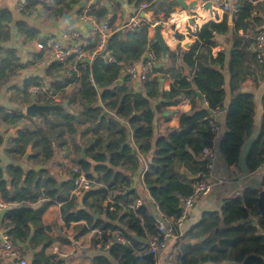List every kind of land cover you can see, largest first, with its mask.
Returning <instances> with one entry per match:
<instances>
[{
	"label": "trees",
	"instance_id": "trees-1",
	"mask_svg": "<svg viewBox=\"0 0 264 264\" xmlns=\"http://www.w3.org/2000/svg\"><path fill=\"white\" fill-rule=\"evenodd\" d=\"M79 1L53 0L54 5L44 7V10L48 18H59ZM126 1L133 8L132 15L137 14L142 3L147 5L144 12L154 6L161 8V3L154 0ZM168 4V8L162 10V20L157 16L155 21L141 20L137 28L123 27L114 31L106 43L110 61L99 54L86 68L76 63L78 76L75 72L59 75L63 65L49 62L45 76L53 73L57 76L50 84L65 99L67 107L64 109L51 110L49 115L40 113L37 120H32L16 109L8 111L0 107V122L19 127L15 137L8 139L4 150L10 159L20 161L30 145L32 154L28 160L46 165L53 157L54 148L70 145L76 156L75 165L96 183L93 189L75 200L70 197L71 180L58 182L44 169L25 171L13 164L0 168V197L10 205L0 222L11 242L19 245L21 251L24 245L32 250L40 247L34 251L31 264H64L54 255L46 254L52 238L50 227L42 223V215L54 203L60 204V218L66 226L81 224L79 235L100 231V236L92 242H101L103 253L92 256L90 264H112L109 258L116 264H154L153 257L145 254V249L148 236L156 232L155 216L146 204L136 210L141 220L134 216L130 204L139 196L132 188L133 178L137 173L141 174L142 184L150 186L147 193L162 216L178 217L182 212L181 201L191 194L192 184L197 181L191 177L207 174L204 163L197 156L203 148L214 144L216 135L210 129L209 121L211 111L216 108L223 110L225 125L219 151L227 166L238 164L241 147L254 127L253 95L244 91L242 84L246 79L261 80L264 69V65L257 63L254 52L249 50L253 37L263 30V17L258 10H264V0L255 4L249 0L233 3L237 11L230 22L231 48L226 65L229 99L226 106L222 73L225 53L221 50L213 56L212 50L217 45L215 36L229 32V15L224 13L220 22L204 23L193 34L194 39L186 50L180 47L175 51L167 49L168 60L163 63L160 49L154 39L149 38L148 30L154 23L166 21L171 7L177 5L176 0ZM36 5V1L27 3V16ZM114 7L109 9L96 3L92 14L97 22L107 20L108 26L112 27L114 15L110 18L107 15ZM10 17L9 11L0 10V86L9 83L16 76V70L24 67L16 50L1 46L11 37L7 27L11 23ZM15 26L24 43L39 38V29L24 19L16 21ZM175 36L182 39L179 34ZM42 43L48 49V41ZM95 46L93 42L87 48L93 50ZM147 52L154 54L156 64L139 82V89H135L123 72L126 67L143 62ZM44 55V50L34 53L32 63L43 59ZM178 58L188 69L187 73L177 66ZM68 62L73 63V56ZM161 68L165 76L160 75ZM164 77L171 81L167 91L159 89ZM38 79L31 76L22 81L18 92L24 104L31 102L27 90L36 85ZM68 87H71L70 92H66ZM196 91L203 96V104ZM156 100L159 103L152 107L151 102ZM183 100L189 102V111L180 114L177 127L170 129L167 135L158 134L154 117L162 109L176 106ZM261 105L258 133L244 159L248 172L261 166L264 153V95ZM82 148L84 159L81 158ZM180 167L186 172L180 174ZM261 186L264 189V177ZM259 191L247 188L242 197L225 199L219 211L205 212L185 232L184 238L191 244L181 251L179 263L264 264V218L259 216L256 206ZM108 192H113L116 202L111 211L103 205ZM25 203L39 205L32 208ZM117 236L124 242H118Z\"/></svg>",
	"mask_w": 264,
	"mask_h": 264
},
{
	"label": "crops",
	"instance_id": "crops-1",
	"mask_svg": "<svg viewBox=\"0 0 264 264\" xmlns=\"http://www.w3.org/2000/svg\"><path fill=\"white\" fill-rule=\"evenodd\" d=\"M170 1L172 0H154L155 3H161V8H157L154 6V9L145 12V14L147 15V19L154 20V18L158 16L159 19L162 20V10L168 8L169 5L168 3H170ZM192 1L193 0H184L186 4ZM196 1H197V7L195 11L192 12H187L185 10H182L178 6L177 0H176L177 5L171 7L172 12L169 13L168 18L166 19V21H164L165 27L164 29L161 30V34L165 40L168 50L175 51L179 47L183 50H186L194 39L193 34L204 23L208 21L220 22L222 20L224 13L221 12L218 8V4H217L218 0H196ZM249 1H251L252 4L262 2V0H249ZM7 2L8 0L0 4V10L6 9L7 11H9L7 7ZM234 2L235 0H233L232 3ZM96 3L106 5L107 7H109V9H111L112 6H115L113 12L110 11L109 14L107 15L108 18L114 15V20L112 21V27L110 28H114L115 26H119V25H125L134 16L132 15L133 8L131 5L127 3L126 0H96ZM85 4H86V0H80L76 5L71 6L69 12H67L66 14L62 15V17L59 18H48L46 11L44 10V7L36 5V8L31 12L29 16H27L32 18V22H30L29 19L27 18H17L14 21H11V23L9 22V24H7V27L10 28L11 37L7 42L2 43L1 46L6 49L16 50L19 61L24 65V67L16 70V76H14L9 83H5L4 85L0 86V107H5L8 111L15 109L19 111V110H23L24 107L27 104H29V103L24 104L22 102L20 93L18 92V90L22 86V81L24 80V78L37 76L39 77L38 80L46 78V80L48 81L49 75L45 76V68L47 67L48 64L44 63L43 66L38 64L40 61H45L46 52L45 55L43 56V59L32 63V55L34 53L40 52L35 48L37 42H42L43 40H45L48 41V43H50L54 40H57L62 43L63 41H65L63 40L62 35L64 34V32L70 29H78L80 31L82 39L89 38L91 32V25L89 23H81L78 19V14ZM119 6L121 9L119 8ZM205 6L206 8H204ZM258 14L263 17V25L261 27H263L264 29V10L259 9ZM72 16H75V22L78 25L82 26L83 30L81 28L70 26L68 23H67L68 25L67 28L61 29L59 27L60 21L62 19L68 20ZM20 19H24L26 22L39 29L40 33H39V38L37 40L33 41L32 43L23 42V39L19 35L17 28L15 26V22ZM189 20H191V23L189 22ZM106 21L107 20L100 19L99 22H106ZM229 24L230 27H229V32L227 34L215 36V42L217 45L212 50L213 56H215L217 52L221 50L224 51L225 53V67L222 71L224 76V90L226 93V98L224 102L225 106L227 105L229 99V90H228L229 75L227 73V67H226L228 61V53L231 48V41H230L231 23L229 22ZM238 33L240 35L242 34L241 31H239ZM176 34L182 36V39L181 40L177 39L175 36ZM153 35H154V31L151 26L148 30V36L149 38H153ZM243 37L247 38V35H244ZM249 50L252 52L251 46L249 47ZM69 65L70 63L66 65V68H68ZM177 66H181L185 73L188 72V69L184 66L180 58H178ZM53 75L55 74L53 73ZM59 75H64V74L60 72ZM160 75L165 76L164 70L162 68L160 70ZM257 80L256 82H253L250 79H246L242 84L244 91L251 92L253 95L254 127L250 137L243 143L241 147L239 162L237 165L227 166L219 151V147H218L219 140L225 131L224 113L216 118V122L219 125V131L215 136V141L212 146L215 153V159L213 161L212 171L208 175L209 177L207 179L209 181L222 179L223 183L213 185L209 194L200 196L195 200L194 204L187 213V219L184 223L185 232L193 224L198 222L205 212L219 211L222 202L225 199L234 197V194H236L237 192H242L243 195L244 190L247 188L259 189V190L263 189L261 185H262V179L264 177V166L259 167L254 172H248L246 170L244 163L247 150L250 147L251 143L256 139L260 125V120L262 115L261 99L262 96L264 95V69L262 72L261 80L258 81ZM170 82H171L170 79H168L167 77L162 78L160 80L159 89L163 91L169 90ZM129 83L135 89H139V82L130 81ZM68 88H66V90ZM63 100L64 101L62 104L65 107H67L65 99ZM37 102L39 104H46V102L48 101L38 99ZM202 102L203 99L201 100V104H203ZM158 103L159 100L153 101L151 102V106L154 107ZM48 104H50V102ZM189 109H190V104L187 100L181 101L176 106H170L162 109V111L156 115V132L158 134L167 135L170 129L177 127L178 118L180 114L184 112H188ZM31 119L37 120V118L35 119L31 118ZM18 128L19 127H10L0 122V141H1L0 166H3L4 169L6 165L13 164L20 166L25 171L35 170L34 168L36 166H42L41 169L35 171H39L43 169L47 170L48 173L58 182L68 180L70 176L69 171L72 168L69 171L61 168L65 158H72L73 160L76 159V156L73 150L71 149L70 145L68 147L65 146L64 148H59V149L54 148L53 157L46 165L34 164L33 162L28 160L29 156L26 160L21 159L20 161H14L6 155L4 150L6 148L7 141L8 139L15 137V132L17 131ZM77 143L79 144L78 139H77ZM56 149L64 153L63 156L59 155L60 157L58 160H55ZM82 149H81V153H82ZM31 154H32V150H31ZM178 172L180 174H183L186 171L182 167H180L178 169ZM132 188L136 190L139 197L145 200V204L150 210V212L154 216H157L158 215L157 207L151 201L147 193V190L145 189V186L142 184L141 174L137 173L134 176ZM38 205L39 203L36 205H29L25 203V206H30L32 208H35ZM11 206H16V205H11ZM59 207H60L59 203L56 204L54 203L50 205L42 215V223L43 225L50 227L49 234L52 238V243L46 249V254L54 255L55 259L62 260L64 264H90V259L92 256L103 253L100 247L92 243L95 234L93 232L91 233L89 232L86 235H79L78 231H79V226H81V224L70 223L66 226L60 218ZM253 222H255V219L253 220ZM186 242L187 241L183 236L180 243H177L175 245H170L166 250H164L159 255L157 264H180L179 258L181 255V251L183 250L181 246L183 243ZM13 245L17 249H19L21 253V257L24 260H26V262L32 259V255L34 251L36 252L40 249V247H37L35 250H32L29 249L27 245H24L23 250L21 251L19 245H15V244ZM109 260L111 261L112 264H116L113 260H111V258H109ZM0 264H17V263L0 258Z\"/></svg>",
	"mask_w": 264,
	"mask_h": 264
},
{
	"label": "built area",
	"instance_id": "built-area-1",
	"mask_svg": "<svg viewBox=\"0 0 264 264\" xmlns=\"http://www.w3.org/2000/svg\"><path fill=\"white\" fill-rule=\"evenodd\" d=\"M6 0H0V4ZM29 1H36L38 6L51 7L54 5L53 0H23L22 12L27 13L25 7ZM20 3V0H16ZM233 0H218V8L221 12L234 16L236 14V8L233 7ZM96 5V0H86V4L80 10L78 14V19L81 23H89L91 25V32L88 39H82L80 31L78 29H70L62 35L63 41L54 40L48 43V49L42 42H37L35 48L38 51L46 52L45 61H40L38 64L43 66L44 63L49 64V62H57L63 65V70L61 71L64 75H69L71 72H75L77 76L79 75L77 67L86 68L90 65L91 61L97 56L111 60L108 57V53H102L106 47L107 40L109 36L117 30L123 27L137 28L141 19L140 13L144 12L143 9L147 7L146 4L142 3L139 5L138 12L133 18L125 25L115 26L111 29L106 22H97L94 18L92 12ZM153 26V25H151ZM95 42V48L89 50L87 46ZM251 50L255 54V58L259 64H264V29L260 30L254 37V41L251 45ZM73 56V63L66 68L69 64V58ZM76 63L78 66H76ZM156 60L152 52H147L143 62L130 65L125 68L124 75L133 82H140L144 80L147 73L153 66H155ZM137 66L140 68V73L136 71ZM92 83V80H90ZM28 96L31 101H36L38 99L50 102V104H62L63 98L61 94L54 90L52 85L46 78L38 80L36 85H32L27 90ZM223 114V110L218 108L211 111V120L209 121L211 131L217 135L219 131V125L216 122V118ZM198 159L204 163V168L206 173L209 175L213 168V161L215 159V153L213 147H205L198 154ZM261 166H264V153L262 155ZM260 166V167H261ZM68 180L72 181V189L70 191V197L79 199L85 192L93 189L96 186L95 181L92 178H88L84 171H82L77 166L73 167L69 171ZM223 183L222 179L215 181H209L208 179H200L192 184V191L189 196L181 201V214L176 218H166L162 216L159 211L158 215L155 216V226L156 232L154 235L148 236L147 245L145 249V254H149L153 257L154 264H157L159 255L166 250L170 245H175L180 243L181 239L185 234L184 223L187 219V213L189 209L194 204L195 200L203 195L210 193L213 185ZM234 197H242V192H237ZM115 200L113 198V192H108L105 199L103 200V205L107 207L110 211L112 210ZM145 204V200L141 197L136 198L132 204H130L131 210L134 212V216L141 220V217L136 213V210ZM9 204L5 203L0 197V220L1 213L3 210L9 208ZM158 210V209H157ZM94 238L100 236V231L92 230ZM90 232V233H91ZM116 240L118 242H124L123 238L117 236ZM93 243V242H92ZM94 244V243H93ZM101 242L94 244L100 247ZM107 248V245L104 246ZM0 258L10 260L11 262H16L17 264H27L26 260L21 257L19 249L14 247L9 236L6 234L5 229L2 227L0 222Z\"/></svg>",
	"mask_w": 264,
	"mask_h": 264
},
{
	"label": "water",
	"instance_id": "water-1",
	"mask_svg": "<svg viewBox=\"0 0 264 264\" xmlns=\"http://www.w3.org/2000/svg\"><path fill=\"white\" fill-rule=\"evenodd\" d=\"M177 3H178V6L182 10H185L187 12L195 11V9L197 7V1L196 0H193L192 2L187 3V4L184 2V0H177ZM204 8H206V6ZM140 16H141V19H143V20L147 19V15L145 14V12H141ZM231 18H232V16L229 15L228 16L229 22H231ZM189 22L191 23V20H189ZM67 23L70 26H73L76 28H81L83 30V27L78 25L75 22V16H72L70 19H68ZM164 27H165V25L161 22L154 23L152 26L153 31H154V35H153L154 43H156L160 49V60L163 63H165L168 59L167 46H166L165 40L161 34V30L164 29ZM106 52H107V47L104 48L102 53H106ZM105 58H107V56H105ZM136 71L138 74L140 73L139 66H137ZM116 84H119V81H117ZM196 95H197L198 100L203 99V96L198 91H196ZM64 108H65V106L63 104H39L36 101H31L29 104H27L24 107L23 110H19V111L24 113V116L35 119L37 114L43 113V114L49 115L51 110L64 109ZM105 114H108L110 117H112V114H109L108 112H105ZM153 124L156 125V116L154 117ZM30 155H31V146L29 145L26 148V151H25L24 155L22 156V159L26 160L28 158V156H30ZM81 156H82V158L85 157L84 149H82ZM0 168L3 169V166H0ZM41 168H42V166H36L34 169L38 170ZM208 177H209L208 174L198 173L196 176L191 177V179L192 180H200L202 178L207 179ZM149 188H150V186L145 187L146 190H148ZM256 206H257V212H258L259 216L264 218V189H262L258 192V196L256 198ZM6 210L2 211L1 218L3 217ZM189 245H190V242L183 243L181 248L184 250V248L189 246ZM27 264H31V260L28 261Z\"/></svg>",
	"mask_w": 264,
	"mask_h": 264
},
{
	"label": "clouds",
	"instance_id": "clouds-1",
	"mask_svg": "<svg viewBox=\"0 0 264 264\" xmlns=\"http://www.w3.org/2000/svg\"><path fill=\"white\" fill-rule=\"evenodd\" d=\"M7 7L11 13L10 20L14 21L17 18H27L30 22H32L31 17H27L26 13L22 12L23 8V0H20V3H17L16 0H8ZM59 27L61 29L67 28V20H61Z\"/></svg>",
	"mask_w": 264,
	"mask_h": 264
},
{
	"label": "rangeland",
	"instance_id": "rangeland-1",
	"mask_svg": "<svg viewBox=\"0 0 264 264\" xmlns=\"http://www.w3.org/2000/svg\"><path fill=\"white\" fill-rule=\"evenodd\" d=\"M160 22L164 24V21H160ZM253 39H254V37H253ZM56 78H57V76L52 74V75L49 76L48 81L51 82V81L55 80ZM70 90H71V87L68 88L66 90V92H70ZM58 149L55 150V155H56L55 160H58L60 156L64 155V153L60 152ZM75 166H76L75 162H74V160L72 158H65L63 163H62V168L61 169H66V170L69 171L71 168H73Z\"/></svg>",
	"mask_w": 264,
	"mask_h": 264
}]
</instances>
